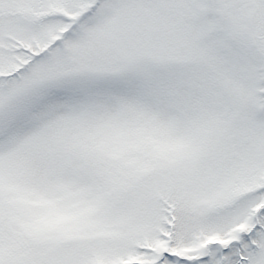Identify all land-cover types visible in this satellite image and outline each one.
<instances>
[{"label": "snow or ice", "instance_id": "snow-or-ice-1", "mask_svg": "<svg viewBox=\"0 0 264 264\" xmlns=\"http://www.w3.org/2000/svg\"><path fill=\"white\" fill-rule=\"evenodd\" d=\"M0 264H264V0H0Z\"/></svg>", "mask_w": 264, "mask_h": 264}]
</instances>
